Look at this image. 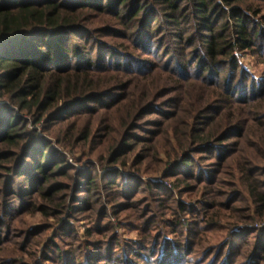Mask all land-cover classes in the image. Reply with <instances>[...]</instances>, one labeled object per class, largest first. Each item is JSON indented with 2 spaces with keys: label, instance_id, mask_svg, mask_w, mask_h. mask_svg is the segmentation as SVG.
Listing matches in <instances>:
<instances>
[{
  "label": "trees",
  "instance_id": "trees-1",
  "mask_svg": "<svg viewBox=\"0 0 264 264\" xmlns=\"http://www.w3.org/2000/svg\"><path fill=\"white\" fill-rule=\"evenodd\" d=\"M242 54L264 65V0H0V264H264V230L199 243L264 221Z\"/></svg>",
  "mask_w": 264,
  "mask_h": 264
},
{
  "label": "rangeland",
  "instance_id": "rangeland-1",
  "mask_svg": "<svg viewBox=\"0 0 264 264\" xmlns=\"http://www.w3.org/2000/svg\"><path fill=\"white\" fill-rule=\"evenodd\" d=\"M240 60L242 61L243 65L253 74V76H255L256 78L264 77V65L261 64L257 60L256 57H253L249 54H242L240 56ZM66 154L69 158L70 163L74 164L75 159L78 158V154H75V155L70 154V153H66ZM154 178L157 179V175H154ZM68 182L66 183L68 184ZM184 200L188 201L189 199L187 197H184ZM130 214H131L130 212L129 213L125 212L120 217H116V216L111 217V222L113 223L114 233L117 234L120 237V239L124 240L125 242H138L140 233L138 231H134L131 228L130 224H132L131 222H135V218H133ZM89 216L90 214L84 215L83 217L84 220L81 221L80 225H78V230L81 236L84 235L85 230L87 228L92 227L91 219L90 220L87 219ZM25 219H26V223H28L27 225L29 226H37V225H41L45 223L40 215H34V216L26 215ZM162 220L164 221L163 223L162 221L159 223L160 227L162 228V231H165L166 235L167 234L169 235L168 232H170V228L166 226L165 220H172V217H170V215H167ZM232 222L233 221H230L229 219H224L221 222L220 229L205 233L204 237L199 240V243H202V240L204 239L207 240V242L202 243V245L206 248L208 243L216 244V243H220L224 241L230 231L238 232V231H244L246 229H252V230L257 231V235L255 236H259V235H262V232L264 230V221L257 222L256 224L255 223H252V224L242 223L239 225L231 224ZM49 223L53 224L52 222H49ZM52 232L54 231L49 232L48 235L51 236L53 234ZM197 254H200V251ZM197 258H198V255L193 256L192 259L190 260L194 262L197 260Z\"/></svg>",
  "mask_w": 264,
  "mask_h": 264
}]
</instances>
